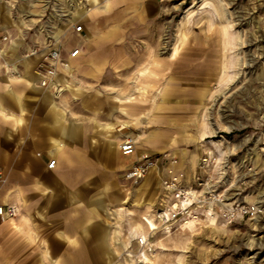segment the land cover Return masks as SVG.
<instances>
[{
	"label": "rangeland",
	"instance_id": "rangeland-1",
	"mask_svg": "<svg viewBox=\"0 0 264 264\" xmlns=\"http://www.w3.org/2000/svg\"><path fill=\"white\" fill-rule=\"evenodd\" d=\"M208 1L221 7V16L230 15L235 36L245 33L249 40L243 48L242 44L224 48L221 21L225 18L217 19L209 6L202 8L205 0H122L92 15V7L108 0H89L85 35L73 33L67 38L68 46L78 43L83 50L75 60L76 80L61 98L66 99L61 103L68 116L83 110L81 96L98 97V107L83 111L90 115L86 121L94 138L103 137L97 125L101 121L107 139H116L118 145L123 133L140 131L138 153L149 149L177 154L190 176L209 154L208 173L222 178L218 189L229 200L241 199L252 209L232 222L209 215L190 225L159 228L156 213L164 196V167L132 183L124 172L133 156H123L110 144L104 177L121 198H111L106 191L105 218L110 217L113 228L120 230L113 237L118 252L111 264H126L131 258L133 264H264V0ZM211 17L215 22L210 25ZM177 42L186 56L169 61ZM191 53L196 58H189ZM29 57L24 60L28 69ZM224 61L231 64L228 71L233 76L222 88L226 94L216 91L215 79L208 83L206 78L208 64L218 68ZM27 76L36 74L29 69ZM205 88L214 94L201 98ZM131 97L134 102L126 101ZM117 107L128 113L114 110ZM108 122H114L115 129L127 127L110 132ZM204 122L209 127L203 138ZM150 218L158 228H152ZM132 225L151 238L152 263L141 261Z\"/></svg>",
	"mask_w": 264,
	"mask_h": 264
},
{
	"label": "crops",
	"instance_id": "crops-1",
	"mask_svg": "<svg viewBox=\"0 0 264 264\" xmlns=\"http://www.w3.org/2000/svg\"><path fill=\"white\" fill-rule=\"evenodd\" d=\"M30 5V20L37 23L44 6H19ZM22 29V20L0 0V35L15 36ZM16 44L0 49L15 69L9 74L0 56V205L15 203L20 211L10 219L0 217V264H111L118 251L113 223L105 218L106 191L121 199L104 177L111 143L102 121L98 131L105 138L92 136L86 121L90 115L83 112L101 102L81 96L83 110L68 116L61 103L66 99L57 100L38 86L36 77L27 76L37 58L29 57L28 69L22 56L29 49L23 40ZM74 116L84 120L74 122Z\"/></svg>",
	"mask_w": 264,
	"mask_h": 264
},
{
	"label": "built area",
	"instance_id": "built-area-1",
	"mask_svg": "<svg viewBox=\"0 0 264 264\" xmlns=\"http://www.w3.org/2000/svg\"><path fill=\"white\" fill-rule=\"evenodd\" d=\"M13 10V17L22 20L23 29L20 34L11 33L0 35V49H11L16 46V40H23L24 49H29L23 56H35L36 63L33 72L36 74L37 84L60 100L74 78L75 60L82 52L79 44L67 45V38L75 33L78 37L85 35L84 17L87 14L89 0H5ZM41 4L45 12L37 23L31 22L33 11L31 5L21 8V3ZM7 51L1 50L4 58ZM5 68L9 74L15 69L7 64ZM123 155L133 156L124 172V176L132 183H140L153 169L164 167L161 185L164 196L160 202L161 209L156 217L159 228H170L185 222L186 218L202 219L209 215L222 216L228 222L243 217L252 211L251 207L239 200H229L225 193L218 189L222 180L216 179L208 173L211 161L209 154L202 157L200 168L191 176L182 166L177 154L165 151L154 153L144 151L138 153V142L131 134L123 136L119 143ZM55 160L50 162L53 166ZM20 207L15 203L0 205L2 220L18 215ZM153 231V229H151ZM156 232V231H155ZM140 244L147 245V241L140 237Z\"/></svg>",
	"mask_w": 264,
	"mask_h": 264
},
{
	"label": "bare ground",
	"instance_id": "bare-ground-1",
	"mask_svg": "<svg viewBox=\"0 0 264 264\" xmlns=\"http://www.w3.org/2000/svg\"><path fill=\"white\" fill-rule=\"evenodd\" d=\"M95 3H99V0H94ZM118 1L119 0H108V2H106L105 4L101 5V4H96L94 7H92L91 9H93L90 14H97L101 11H108L110 10L112 7H114L116 4H118ZM221 5V4H220ZM211 7L212 10H213V15L218 19L220 17L221 18H225V20L221 21V28H222V34H223V40L225 42L224 44V48H228L229 49V46L230 44H232V46L234 45H238V44H242V48L244 47V44L248 43V40L246 38H244V35L245 33L244 32H240L238 35L235 36L234 32L232 31V22L230 20V15L227 13V12H224L221 16V12H220V9L221 7L219 8L215 3H212L211 1H208V0H205L204 2V5L201 6L202 8L204 7ZM89 12V10H88ZM190 17V16H189ZM222 20V19H221ZM214 19L211 17L210 18V25L211 24H214ZM182 38V37H181ZM239 39H241V41H239ZM79 40V39H78ZM82 40V39H81ZM181 39L178 40V42L180 41ZM252 40V39H251ZM177 43H175V46H174V50L173 52H171V57H169V59L167 60H171L173 62H177V61H181L182 59L185 58V54L186 52H183L181 47H182V43H183V40H182V43L179 45ZM252 42V41H251ZM80 43V42H79ZM78 44V43H77ZM178 44V45H177ZM199 46L197 45L196 48H198ZM241 47V46H240ZM82 53V52H81ZM189 53V52H188ZM187 53V54H188ZM190 55V54H189ZM188 55V56H189ZM192 53H191V56H189V58H194L192 57ZM196 58V57H195ZM246 58L244 57L243 58V63L246 62L245 60ZM95 62L92 61L91 64H94ZM232 63V62H231ZM208 64V63H207ZM231 64L224 61L223 62V65L221 63V65L217 68V67H214V66H211L210 64H208L206 66V70H208L207 72V75H206V78L209 80L208 83H210L212 81V79H215V82H216V85H215V88H216V91H223L224 94H226V91L225 90H222V88L226 87L228 84H229V81L232 79L233 76L230 75V72L228 71L229 68H230ZM211 80V81H210ZM227 89V88H226ZM210 94H214L212 92V89L210 88H205L204 90L201 91L200 93V96L201 98H205L207 95L210 96ZM165 96H167V92L164 93ZM215 96V95H214ZM211 97V96H210ZM215 98V97H214ZM119 99V98H118ZM215 100V99H214ZM54 101V100H53ZM126 101L128 102H134L133 100V97H131L130 99L128 98ZM170 101V100H169ZM172 101V100H171ZM161 107L163 108L164 107V104L161 105ZM123 110L124 112H127L128 113V110L126 108H115L114 110ZM207 113H205V116H206ZM70 123V122H69ZM106 123V122H105ZM115 123L114 122H108V128H109V131L112 132V131H115V130H123L124 128H126L127 126L126 125H120L118 129H115L116 126L114 125ZM209 127V124L207 122H204L203 123V126H202V137L204 138V135L208 132L207 128ZM215 128H218V126H215ZM220 127V125H219ZM222 127V126H221ZM211 132V131H210ZM131 135L134 136V138L136 139L137 142H139L140 138H143L142 136V133L139 131V132H134L132 133ZM122 136H126V134H122ZM111 145H113L115 148L116 146L118 145V142L116 141V139H112L111 140ZM119 146V145H118ZM117 146V150L120 148ZM144 151H150L149 149H145V150H142V152ZM152 152V151H151ZM125 156V155H123ZM125 157H128V156H125ZM133 211V210H132ZM116 216V215H115ZM211 216V215H210ZM199 218H193V216H189L186 218L185 222H184V225H190L192 222H197L199 220H197ZM150 225H152V228L155 229V228H158V224H157V221H155L154 219L150 218ZM133 227V225H132ZM120 230H118L117 228L113 229V237H115L117 234H119ZM137 229V227H133V230L131 231L132 235L135 237V240L138 244V248L140 247L141 249V252H140V255L141 257H143L141 259V261L147 263H152L153 262V258L151 257L152 255L149 253V247L148 245H152V240L151 238L148 237V235L145 233V232H141ZM130 233V234H131ZM111 234V233H110ZM112 236V235H110ZM140 237H143V239H145L147 241V245L145 244H140ZM158 241V240H157ZM112 244V243H111ZM151 251H153V249H151ZM132 255V254H131ZM130 259H127V263L126 264H133V262H131Z\"/></svg>",
	"mask_w": 264,
	"mask_h": 264
}]
</instances>
